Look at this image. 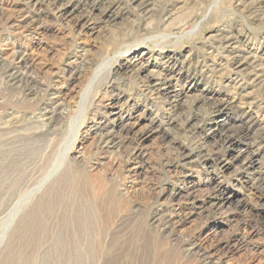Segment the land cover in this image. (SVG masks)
Instances as JSON below:
<instances>
[{"label": "rangeland", "instance_id": "374dc122", "mask_svg": "<svg viewBox=\"0 0 264 264\" xmlns=\"http://www.w3.org/2000/svg\"><path fill=\"white\" fill-rule=\"evenodd\" d=\"M49 1L0 0V264H264V0Z\"/></svg>", "mask_w": 264, "mask_h": 264}, {"label": "bare ground", "instance_id": "6f19581e", "mask_svg": "<svg viewBox=\"0 0 264 264\" xmlns=\"http://www.w3.org/2000/svg\"><path fill=\"white\" fill-rule=\"evenodd\" d=\"M34 3V5L36 3H38L40 0H31ZM62 0H50V4H52L53 6H55L56 10H57V14L59 16H64L65 13L67 12V6L69 4H71L73 2V0H68L67 3L65 2L64 4L60 5V2ZM133 2H139V6L141 7H145L144 5H149L150 0H131ZM64 2V1H63ZM153 3V2H152ZM79 6V5H78ZM51 8V7H50ZM24 10V9H23ZM146 10V9H145ZM148 10V8H147ZM70 11V10H69ZM39 12V11H37ZM57 17V16H56ZM31 17H28L26 15H23L21 17V20L18 22V27L23 28V30L27 29V23L30 21ZM107 20V19H106ZM111 20V19H110ZM31 22L33 23L34 20L31 19ZM92 24V23H90ZM90 24L86 25L84 24L83 26H89ZM195 27L194 29L190 32V35H194L198 32L199 30V23L195 22L194 23ZM25 26V27H24ZM95 27V26H94ZM28 35V33H27ZM161 36V35H160ZM173 37L172 35H166V36H162V38H170ZM18 51V50H17ZM148 54V53H147ZM145 55V52H143L141 55L139 56H130L129 62L136 68L134 69L136 73H138L144 68L145 64V59H143V56ZM118 56V55H117ZM128 57V56H127ZM14 60L16 62L15 65H11L10 67H8L7 70V79L9 83H13V84H18L20 81V78L22 77L18 72L17 69L18 67H20L22 65V62L24 61V56H21L18 53H15L14 56ZM30 60V59H29ZM3 62V61H2ZM33 63V62H32ZM1 64V61H0ZM74 64V63H73ZM103 64V63H102ZM101 64V65H102ZM256 64V63H255ZM242 64H240L236 69H239L240 66ZM76 66V65H75ZM31 67V66H30ZM234 67V66H233ZM123 68V67H122ZM7 69V68H6ZM25 69V68H24ZM66 69V68H65ZM74 69V68H73ZM167 69V68H166ZM248 70V69H247ZM133 71V70H132ZM164 71V70H163ZM77 72V71H76ZM180 72V71H179ZM235 72V71H234ZM102 73V68H98L97 71L93 74V78L92 80L89 82L88 86L86 87V89L84 90V92L81 95L80 98V103H84L87 99H88V95L89 92L92 88V86H94V83L96 82V80H98L99 76ZM143 73V72H142ZM163 73V72H162ZM263 74V73H262ZM67 75V74H66ZM72 75V74H71ZM167 75V74H166ZM76 77V76H75ZM67 78V77H66ZM6 79V80H7ZM22 79V78H21ZM57 79V78H56ZM136 79V78H135ZM173 79L172 76L169 77H164L163 74H152L148 77H144L141 78L142 80V86L143 89L148 92L151 93L157 97H159L158 99H164V97L169 101V107H172L173 105H175L174 103L176 102L173 98H177L180 96L181 92L178 89H172L171 88V80ZM176 79V78H175ZM60 80V78H59ZM26 82V81H25ZM53 82V81H52ZM54 83V82H53ZM55 83H59V81L57 80ZM55 84V85H57ZM53 85V84H52ZM60 85V84H59ZM58 86V85H57ZM52 89V88H51ZM26 90V89H25ZM50 93V92H49ZM60 93L59 92H52V97L49 98L50 100L47 103L43 104V108L40 110V112L38 114L35 115V120L36 122H38L40 124V130L42 133H46L51 127L52 125L55 123L56 119L58 118V116L62 115V107H63V103L60 102L61 98H60ZM155 101V100H154ZM43 103V102H42ZM99 103V102H98ZM179 103V102H178ZM98 105V104H97ZM117 105V104H116ZM166 105V104H165ZM112 106V105H111ZM167 108V107H166ZM221 107H218V109ZM168 110H171L168 109ZM211 111V110H210ZM222 111V110H221ZM170 112V111H169ZM111 115L114 116V120H119V112L118 111H112ZM194 115V114H193ZM64 117V116H63ZM110 117V116H109ZM194 117V116H193ZM193 117H189V121L191 119H193ZM17 117L13 116L10 121H16ZM82 119V118H81ZM127 119V118H126ZM138 121V120H137ZM130 125V124H129ZM125 127V126H124ZM1 128V127H0ZM103 128V127H102ZM252 128V127H251ZM129 129V127H128ZM132 130V129H131ZM130 131V130H129ZM251 131V130H250ZM257 139L263 140V133H260L258 135V137H256ZM115 139V138H114ZM261 142V141H260ZM263 142V141H262ZM104 150V149H103ZM134 154V153H133ZM250 157V156H249ZM133 159V158H132ZM257 162V161H256ZM251 163V162H250ZM256 167V166H254ZM257 173V172H256ZM258 174V173H257ZM261 177V176H260ZM50 178V177H49ZM18 192V191H17ZM15 211V210H14Z\"/></svg>", "mask_w": 264, "mask_h": 264}]
</instances>
